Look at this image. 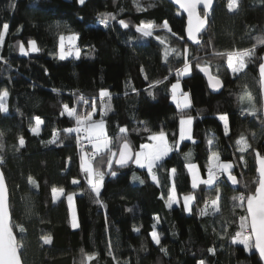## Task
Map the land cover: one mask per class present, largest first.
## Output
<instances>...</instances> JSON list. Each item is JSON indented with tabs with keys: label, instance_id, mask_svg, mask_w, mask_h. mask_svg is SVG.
Segmentation results:
<instances>
[{
	"label": "trees",
	"instance_id": "obj_1",
	"mask_svg": "<svg viewBox=\"0 0 264 264\" xmlns=\"http://www.w3.org/2000/svg\"><path fill=\"white\" fill-rule=\"evenodd\" d=\"M11 3L13 0H0V31L4 23L10 26L0 49V92H9V111L0 113V157L12 224L25 229L21 233L19 227L13 226L22 244L23 264H81L92 253H98V258L87 264H117V260L119 264H198L200 260L205 264H262L254 248L249 252L232 240L237 233L250 235L249 227L241 228L242 218L247 216L245 204L234 207L237 202L233 197L255 192V153L264 155V126L259 119L242 115V108L248 105L239 102L247 91L257 108L262 104L258 65L264 45L257 44V38H264V0H239L235 12L228 10V0H216L209 29L198 46L188 43L185 16L166 0H139L146 11H138L135 0H86L84 5L78 0H15L14 9L9 7ZM102 12L116 15L117 20L105 27L99 22ZM119 19L129 21V29H123ZM165 20L172 31L157 28L147 38L131 26L141 21L162 25ZM58 23L63 34L67 35L69 29L79 34V58L58 59ZM30 39L37 41L41 51L20 54L19 44L23 42L27 48ZM253 45L255 57L238 76L231 73L226 58L215 55ZM186 48L192 71L181 77L180 83L183 91L190 94L192 105L182 110L172 101L171 85L176 82V71L183 67ZM166 49H176L180 55L169 52L165 56ZM195 57H200L202 63L208 61L212 74L219 75L224 83L219 93L209 91L206 79L195 66ZM105 89L111 93L110 109L106 107L108 98L99 96ZM81 96L88 104L77 102ZM93 102V120H105L107 137L117 153L123 139L129 141L135 153L141 145L151 142L150 135L161 130L170 145H175L181 116L193 117L195 142L184 153L191 151V162L199 166L206 179L211 153L218 152L221 162L233 164L232 174L238 183L233 185L226 175L218 182L219 193L215 185L201 184L192 189L188 161L180 149L174 148L163 167L156 170L158 184L134 162L123 168L113 160L117 175H106L101 191L106 207L97 204L80 167L82 150L76 133L64 131L75 127V120L66 113L61 115L64 105H68L83 116L91 112ZM225 113L235 118L234 131L227 134L219 120ZM258 115L262 116V112ZM36 117L44 121L38 136L31 133ZM122 128L127 131L121 132ZM57 131L62 143L49 144ZM21 135L26 141L23 148L18 143ZM241 137L251 145L243 153L237 144ZM85 152L91 155L93 150ZM92 164L107 172L101 156H96ZM172 168L177 170L174 180L181 203L169 209L166 201L173 183ZM133 176L139 177L136 183ZM73 179L80 183L72 184ZM53 187H63L65 195L54 201ZM71 192L77 193V229L71 225L66 198ZM188 193L197 197L191 213L183 206V196ZM217 194L220 211L201 216L200 210ZM154 224L161 234L160 245L150 235ZM136 228L140 231L136 232ZM44 236H51L52 243L44 244ZM109 239L117 260L107 254ZM162 248L167 249L166 254Z\"/></svg>",
	"mask_w": 264,
	"mask_h": 264
},
{
	"label": "snow or ice",
	"instance_id": "obj_2",
	"mask_svg": "<svg viewBox=\"0 0 264 264\" xmlns=\"http://www.w3.org/2000/svg\"><path fill=\"white\" fill-rule=\"evenodd\" d=\"M138 11H146L147 9L143 8L139 0H135ZM80 5H84L86 0H78ZM175 3L179 4L181 8H183L188 14V26H187V36L188 39L193 41L195 44H200V38L198 34L205 29V26L208 23L209 14L213 10L214 0H175ZM203 5V16H201L199 12V6ZM152 5H149L151 7ZM239 0H228L227 8L230 12H235L239 8ZM10 8H15V0L13 3L9 5ZM117 20V16L112 13L102 12L99 14V22L103 24L105 27L109 26L110 21ZM118 23L122 26L123 29H129L130 22L125 19H119ZM135 27V31L141 35L142 38L152 37L154 31L157 28L167 29L169 32L172 31L170 25L165 20L162 25H157L153 21H141L139 24L131 25ZM9 24L4 23L2 25V31H0V49L3 48L5 42V36L9 32ZM22 27V26H21ZM59 34V52L58 59L66 60L68 57H76L79 58L81 56V50L77 47V41L79 40V34L68 30V34L65 35L60 32L61 25L58 23L55 25ZM66 27V26H65ZM175 35V34H173ZM160 39V37H156ZM257 44L264 45V38H257ZM255 48L256 45H253L251 48L245 49H234L231 51L225 52H217L215 55L226 58L227 67L231 70V73L234 76H238V74L243 73L245 69L248 67V64L253 61V57H255ZM41 49L38 46V43L35 39H30L28 41V47L26 48L24 43L21 42L19 44V52L22 55H29L30 53H38ZM169 52H176L177 56L180 53L176 49H166L165 56L169 54ZM3 59V57H0ZM264 60V57L260 58ZM196 67L200 69L205 75H207L208 82L210 87L213 90H219L224 87L223 81L220 79L219 75H213L208 61L201 62L200 57H195ZM6 63V61H5ZM259 70V85L262 93H264V62H261L258 65ZM192 71V63L187 59V48L185 49L184 56V64L183 67L176 71V82L171 85V98L179 109H190L191 108V100L190 94L187 92H182L180 78L186 75H189ZM219 71V66H217V72ZM157 85L160 84V81L157 80L155 82ZM135 91V89H133ZM181 93V95H178ZM152 93L149 92V95ZM9 96V92L5 89L0 92V113H8L9 108L7 105V98ZM101 98H108L109 103L106 105L108 109L111 108L110 100L111 93L109 90H101L99 93ZM83 101L84 104H88V101L84 99V97H79L77 101ZM239 102L241 104H247L248 107L242 108L241 114L255 117L260 120L261 125L264 126V117L259 116L258 113L264 112V103L261 104L260 108H257L254 98L252 97L250 92H245L243 95L239 97ZM96 112V104L93 102L91 104V112L81 116L78 115L75 108H69L68 105H64V112L61 113L63 115L66 113L69 117L75 120V127L67 128L64 131L66 133H76L77 143H81L83 139H86L88 143L92 145L93 152L89 155L88 152L83 151L81 154V170L86 174L85 178L87 180V185L90 188V191L95 196V202L97 204L104 205L103 200L101 199V191L104 187V180L106 175H111L115 177L117 175V171L113 169V160H115V164L120 167H125L128 165L129 161H133L140 168H147L148 173L151 175V178L157 184L159 183L156 170L163 167V161L169 157L170 153L174 150H179V144L184 140L193 141V137L191 135L192 124L194 122V118L191 116H181L179 120V140L175 142V145H169L166 140V133L161 130L158 133H154L150 135L149 140L153 141V143H147L140 146V150L138 152L133 153L132 147L127 139H123V142L119 144V152L113 150V142L106 135L105 128L106 122L104 119H100L99 121H94L93 116ZM219 120L223 122L225 134L229 132V116L227 113L221 114L219 116ZM44 124V121L39 117L35 118V124L31 127V133L33 135L38 136L41 132V126ZM121 132H126L127 129H120ZM147 131V129H145ZM83 133V137L80 135ZM2 135V134H0ZM60 141V132L57 131L52 139L48 141L49 144L56 145L57 142ZM62 143V141H60ZM19 148H23L26 144L24 137L21 135L19 137ZM209 145L212 144V140L208 141ZM237 144L241 145L239 148L240 152L247 151L251 145L248 141L241 137L240 140L237 141ZM2 147V145H0ZM19 148L17 150H19ZM103 154V155H101ZM184 160L188 161L186 164L188 172L191 174V188L198 189L201 184L212 187L216 186L215 191L219 193V184L220 177L227 174V179L231 181L233 185L238 183V180L235 175L232 174L233 164L231 162H221L220 156L218 152L213 151L210 156V163L207 166V179H204L199 174V166L195 163L191 162L192 153L188 151L184 153ZM96 156H101V160L105 161L107 164V172L101 171L98 168H93L92 160L96 158ZM118 156V158H117ZM255 157L258 163L257 171L259 173L258 177V187L255 189V192L245 196L243 193H240L238 196L233 197V200L237 203L234 204V207H244L246 202L247 204V212L248 216L243 217L241 221V228L250 227L253 235H243L242 233H237L236 237L232 240L234 244H243L245 248L250 252L252 248L258 250L260 258L264 260V155L260 152L255 153ZM243 159V156H241ZM70 160V158H69ZM3 162V157H0V163ZM171 175L173 177V183L170 188V191L167 196L166 206L171 209L173 205H179L181 203L180 198L177 196V190L175 185V176H176V168H172ZM134 180H139V177L133 176ZM30 183L36 186V181L30 178ZM72 184H79L80 181L77 179H73L71 181ZM140 183H144L143 180H140ZM53 200H59L60 197L65 195V189L63 187H53L51 189ZM76 192H71L67 194V202L68 206L72 209V227L78 228L79 222L78 217L75 210L74 198L76 197ZM164 198L163 196L161 197ZM195 193H188L183 196V206L188 213L192 212V204L196 200ZM220 196H217L214 199H211L208 202V205L205 208L200 210L201 216H209L215 215L220 211ZM130 211V210H129ZM157 223H159V217L156 218ZM245 221L247 223H245ZM13 226L19 227L21 233L25 231L22 226L13 225L11 223V214L8 208V192L7 185L5 181V175L3 170H0V264H22L20 257V249L22 248V244L16 241V238L13 234ZM136 232H139L140 229H134ZM152 240L156 245H160L161 243V234L156 230V225H153V231L150 233ZM44 244H51L52 238L51 236L43 237ZM162 251L167 253V249L162 248ZM83 253V249L81 250ZM213 253L215 249H212ZM107 254L112 256L113 260H117L115 257L112 248H111V240L108 242ZM98 253H92L86 255V260H82L81 264H87V262H91L94 259L98 258ZM117 264L119 261L117 260ZM198 264H205L204 260H200Z\"/></svg>",
	"mask_w": 264,
	"mask_h": 264
},
{
	"label": "water",
	"instance_id": "obj_3",
	"mask_svg": "<svg viewBox=\"0 0 264 264\" xmlns=\"http://www.w3.org/2000/svg\"><path fill=\"white\" fill-rule=\"evenodd\" d=\"M154 1H159V0H154ZM166 1L169 2L170 4H172L176 9H178V10H179V11L185 16V18H186V27H185V36H186V40L188 41L189 44H191V45H195V46H198V45L195 44L193 41L189 40V39H188V36H187V26H188V14H187V12H186L183 8H181V6H180L179 4L175 3V0H166ZM215 4H216V0H214V3H213V10H212V12L209 14L208 23H207V25L205 26V29H203V30L198 34V36H199V38H200V43H201V36H202L203 34H205V33L207 32V30L209 29V22H210V19H211V17H212V14H213ZM198 10H199L201 16H203V14H204V12H203V5H200ZM202 12H203V13H202ZM199 45H200V44H199ZM262 57H264V55H263ZM261 62H264V60H261ZM261 62H260V63H261ZM210 70H211V69H210ZM201 73H202V75L204 76V78L206 79L208 89H209V91H210L211 93H213V94H217V93H219V92L222 90L223 87L220 88L219 90H213V89L210 87V85H209L207 75H205L203 72H201ZM258 73H259V70H258ZM260 94H261V100H262V103H264V93H262L261 88H260ZM262 117H264V112H262ZM117 158H118V156H117ZM132 163H133V161H129L128 165L125 166V167L130 166ZM117 166H118V165H117ZM118 167H120V166H118ZM256 167L258 168L257 160H256ZM123 168H124V167H123ZM257 168H256V175H257V178H258V177H259V173H258V171H257ZM0 170H2L1 163H0ZM5 181H6V179H5ZM6 185H7V182H6ZM257 187H258V186H257ZM7 192H8V208H9V211H10V214H11V210H10V195H9V191H8V186H7ZM245 209H246V212H247V204H246V202H245ZM248 215H249V214H248V212H247V216H248ZM11 223H12V214H11ZM249 232H250V235H253V236H254V234L251 232L250 227H249ZM13 234H14V236H15V238H16V241L19 243L18 238H17V236H16V234H15L14 231H13ZM254 251H255V253L258 255V257H259L261 263L264 264V260H262V259L260 258V255H259L258 250L254 248ZM20 257H21V254H20ZM21 261H22V264H23L22 257H21Z\"/></svg>",
	"mask_w": 264,
	"mask_h": 264
},
{
	"label": "rangeland",
	"instance_id": "obj_4",
	"mask_svg": "<svg viewBox=\"0 0 264 264\" xmlns=\"http://www.w3.org/2000/svg\"><path fill=\"white\" fill-rule=\"evenodd\" d=\"M72 57H74V56H72ZM231 71V70H230ZM239 75V74H238ZM178 95H181V94H178ZM190 100H191V97H190ZM173 101V100H172ZM174 102V101H173ZM175 104H176V102H174ZM191 105H192V102H191ZM42 127V126H41ZM234 128H235V118H234V116H229V132H233L234 131ZM166 140H167V142L169 143V141H168V139H167V137H166ZM185 141V140H184ZM149 143H153V141H151V142H149ZM169 145H170V143H169ZM170 155H171V153H170ZM169 155V156H170ZM147 169V168H146ZM199 170V169H198ZM199 174H200V171H199ZM150 175V174H149ZM191 175V174H190ZM227 174H225V175H223L224 177L226 176ZM201 176V175H200ZM202 177V176H201ZM222 177V176H221ZM220 177V178H221ZM150 178H151V175H150ZM206 179H207V176H206ZM151 180H152V178H151ZM153 181V180H152ZM133 182L134 183H136L137 182V180H134L133 179ZM154 182V181H153ZM156 183V182H155ZM61 198V197H60ZM74 204H75V198H74ZM173 206H175V204L173 205ZM75 210H76V204H75ZM70 213H71V225H72V209L70 208ZM76 214H77V210H76ZM74 229H77V228H74Z\"/></svg>",
	"mask_w": 264,
	"mask_h": 264
},
{
	"label": "built area",
	"instance_id": "obj_5",
	"mask_svg": "<svg viewBox=\"0 0 264 264\" xmlns=\"http://www.w3.org/2000/svg\"><path fill=\"white\" fill-rule=\"evenodd\" d=\"M77 47H79L80 50H82V48H81V46L79 44H77ZM80 135L83 137L84 134L81 133ZM78 148L80 150L83 149V151H88V150H90L92 148V145L90 143H88V141L86 139H83L81 141V143H78ZM220 181H221V178H220ZM220 181H218V182H220Z\"/></svg>",
	"mask_w": 264,
	"mask_h": 264
},
{
	"label": "crops",
	"instance_id": "obj_6",
	"mask_svg": "<svg viewBox=\"0 0 264 264\" xmlns=\"http://www.w3.org/2000/svg\"><path fill=\"white\" fill-rule=\"evenodd\" d=\"M181 88H182V86H181ZM182 92H184L183 91V89H182ZM178 94H181V93H178ZM193 125V124H192ZM105 132H106V128H105ZM107 135V134H106ZM191 135H192V129H191ZM192 141H190V140H185V141H183V142H181L180 144H179V149L181 150V152H186L187 151V149H188V147H189V144L191 143ZM92 150H93V148H92ZM135 164V163H134ZM135 166L137 167V168H140L139 166H137L136 164H135ZM140 169H145V170H147L146 168H140ZM201 175V174H200Z\"/></svg>",
	"mask_w": 264,
	"mask_h": 264
}]
</instances>
